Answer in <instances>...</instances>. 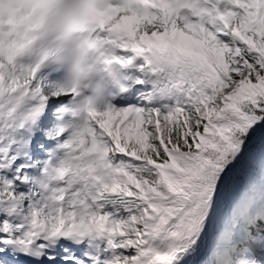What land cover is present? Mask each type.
I'll return each mask as SVG.
<instances>
[{
  "label": "snow or ice",
  "instance_id": "obj_1",
  "mask_svg": "<svg viewBox=\"0 0 264 264\" xmlns=\"http://www.w3.org/2000/svg\"><path fill=\"white\" fill-rule=\"evenodd\" d=\"M101 16L139 103L84 114L0 44V264H264V0Z\"/></svg>",
  "mask_w": 264,
  "mask_h": 264
},
{
  "label": "clouds",
  "instance_id": "obj_2",
  "mask_svg": "<svg viewBox=\"0 0 264 264\" xmlns=\"http://www.w3.org/2000/svg\"><path fill=\"white\" fill-rule=\"evenodd\" d=\"M112 5L113 0H0V44L11 34L22 44L19 58L63 69L60 87L72 93L80 112L91 113L117 65L125 67L95 39L101 13Z\"/></svg>",
  "mask_w": 264,
  "mask_h": 264
},
{
  "label": "bare ground",
  "instance_id": "obj_3",
  "mask_svg": "<svg viewBox=\"0 0 264 264\" xmlns=\"http://www.w3.org/2000/svg\"><path fill=\"white\" fill-rule=\"evenodd\" d=\"M18 60H19V58H18Z\"/></svg>",
  "mask_w": 264,
  "mask_h": 264
}]
</instances>
